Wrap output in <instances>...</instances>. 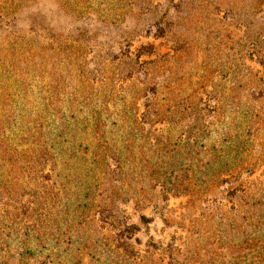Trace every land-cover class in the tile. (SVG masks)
Here are the masks:
<instances>
[{
    "label": "trees",
    "instance_id": "obj_1",
    "mask_svg": "<svg viewBox=\"0 0 264 264\" xmlns=\"http://www.w3.org/2000/svg\"><path fill=\"white\" fill-rule=\"evenodd\" d=\"M14 17H0V214L3 221L22 215L21 257L38 251L32 243L58 248L84 237V207L109 219L118 239L131 237L138 226L119 214L137 188L115 178L128 173L127 162L140 166L142 179L152 180L166 201L179 194L220 196V208L237 224L244 218L254 235L263 227L264 29L241 38L260 70L235 71L247 80L235 84L245 94L231 102L229 122L223 98L209 95L217 139L197 150L188 124L161 135L166 115L181 106L170 105L175 91L157 74L162 56L154 41L136 49L114 44L108 57L85 37L17 35ZM62 162H87L98 184L76 183L62 174Z\"/></svg>",
    "mask_w": 264,
    "mask_h": 264
},
{
    "label": "rangeland",
    "instance_id": "obj_2",
    "mask_svg": "<svg viewBox=\"0 0 264 264\" xmlns=\"http://www.w3.org/2000/svg\"><path fill=\"white\" fill-rule=\"evenodd\" d=\"M14 16L17 35L36 30L34 35L43 39L85 37L108 57L114 44L136 49L154 41L162 56L157 74L175 91L170 105L181 106L166 115L161 135L188 124L197 150L212 148L217 139L215 103L209 95L223 98L229 122L231 102L245 94L235 84L247 80L235 71L245 73L248 65L260 70L241 38L263 33L264 0H0V17L10 21ZM175 137L180 140L178 133ZM62 163V174L74 175L76 183L98 184L99 175L87 162ZM127 165L128 173L115 178L137 188L119 214L120 220L138 226L131 237L118 239L109 219L102 222L84 207V237L79 234L58 248L32 243L38 251L21 257L22 215L11 213L3 221L0 214V264H264V225L254 235L244 218L238 217L237 224L227 207L220 208L225 200L220 196L179 194L166 201L152 180L142 179L140 166Z\"/></svg>",
    "mask_w": 264,
    "mask_h": 264
}]
</instances>
